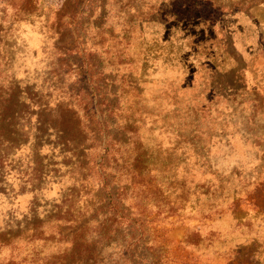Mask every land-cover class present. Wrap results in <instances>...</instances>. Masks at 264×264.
Masks as SVG:
<instances>
[{"label":"rangeland","instance_id":"obj_1","mask_svg":"<svg viewBox=\"0 0 264 264\" xmlns=\"http://www.w3.org/2000/svg\"><path fill=\"white\" fill-rule=\"evenodd\" d=\"M72 37L146 156L144 188L117 162L141 214L122 231L137 230V264H264V0H0V92L16 79L40 93L25 140L3 153L0 264H57L72 240L66 211L103 213L90 154L54 135L34 149L38 115L68 121L78 104L77 62L60 52ZM100 243L105 264H129Z\"/></svg>","mask_w":264,"mask_h":264},{"label":"trees","instance_id":"obj_2","mask_svg":"<svg viewBox=\"0 0 264 264\" xmlns=\"http://www.w3.org/2000/svg\"><path fill=\"white\" fill-rule=\"evenodd\" d=\"M91 15H89L90 18ZM105 15L103 12L98 18L102 17V20H105ZM79 39L84 38L80 36ZM71 42V49H67L65 46L60 49V52L65 58L70 57L77 62L78 87L80 88L76 96L79 99L78 104H74V100L69 103L72 115L68 121L48 122L43 120L40 114L38 115L36 125L33 127L35 129L34 149L37 153L44 138L54 135L58 145L63 146V149L71 146L85 154H90V159L85 155V161L88 160L86 167L90 172L96 173L99 181L98 195H100L99 203L102 208L97 213L100 211L103 213L100 216L101 219L98 218V215L93 214L86 220L87 214H85L78 220L75 218L72 208L66 211L65 219L60 220L61 226L69 224L67 227L72 230V240L67 243V249L58 259L57 264H105V259L98 256L97 250H95L99 242L114 247L118 259L120 252H123L127 256L125 262L137 264V260L141 257L137 230H135V235L133 226L128 232L126 230V233L122 231L123 225L129 220L139 223L140 220L137 218L141 214L127 204V199L124 198L128 192V186L122 182L121 176H118L117 162L123 161L125 165L131 167L133 177L131 186L144 188L146 184L143 163L146 156L136 148L135 136L137 132L134 131L133 134L129 125H122L118 121L123 112V110L121 112L120 95L117 91L116 93L113 89L109 90L105 86L107 84L103 74H100V78L94 75L97 64L78 53L77 41L74 37ZM67 61L65 60V62ZM33 88L32 85L24 87L21 81L12 79L9 90L0 92V173L4 171L5 161H7V153L3 154L4 151L11 147L21 146V140L17 137L25 140L23 133L27 128L30 131L29 127H32L31 119L35 110L33 112L31 110L37 103L36 97L40 95L39 92L34 93ZM79 106H84L85 115L83 117L80 116ZM40 107H38L39 112L44 109ZM21 131L22 133H20ZM129 132L133 134L131 137H127ZM98 145H100L102 155L93 152ZM126 152H131V155L126 157ZM91 224L96 225L97 234L92 240H89L91 238L87 236L86 230ZM118 235L123 239L119 244L116 243ZM129 240L130 244H128Z\"/></svg>","mask_w":264,"mask_h":264}]
</instances>
